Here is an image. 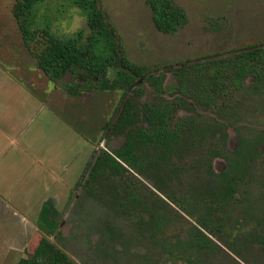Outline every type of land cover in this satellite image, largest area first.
Instances as JSON below:
<instances>
[{
  "label": "rangeland",
  "instance_id": "rangeland-1",
  "mask_svg": "<svg viewBox=\"0 0 264 264\" xmlns=\"http://www.w3.org/2000/svg\"><path fill=\"white\" fill-rule=\"evenodd\" d=\"M98 1L126 56L137 65L163 69L187 59L264 42V0H174L187 18L174 34L155 28L146 0ZM13 4L14 0H0V105L7 106L9 115L6 138H0V149L4 150L0 156V264H13L33 251L42 235L38 216L46 200H52L60 213V235L49 240L76 264H183L176 256L177 246L190 243L193 227L204 232L194 218L200 211L194 210L192 217L165 194L180 196L188 175L193 174L170 179L163 176L155 181L134 174L144 184L140 186L143 196L150 189L167 204L157 210L147 205L140 218L118 208L114 201L116 183L105 180L102 192L95 194L93 183L84 186L85 169L92 157L101 152L113 154L123 144L122 135L103 130L122 92L72 96L67 91L73 80L69 76L51 81L37 67L35 53L41 43L28 49L22 41ZM59 5H63L62 0H46L40 10L52 18L53 35L64 39L78 30L89 33L79 10ZM174 83L167 74L165 86ZM143 87L139 102L153 95L150 87ZM167 97L171 98L168 93ZM232 100L237 103L238 119L233 122L238 132L254 136L256 130H264L263 97L244 89ZM178 115L191 112L179 109ZM236 132L228 130L230 149L237 144ZM179 156L183 165L200 157L197 150H182ZM212 164L217 172L225 168L222 159ZM244 184L243 201H256L264 209V155L252 162ZM244 202L225 214L226 230L238 232L239 240L232 241L224 234H219V240L211 237L220 248L218 254L200 264H264V252L255 247L238 246L236 254L222 244L252 243L248 235L257 214L248 212ZM158 221L161 226L154 227Z\"/></svg>",
  "mask_w": 264,
  "mask_h": 264
},
{
  "label": "trees",
  "instance_id": "trees-1",
  "mask_svg": "<svg viewBox=\"0 0 264 264\" xmlns=\"http://www.w3.org/2000/svg\"><path fill=\"white\" fill-rule=\"evenodd\" d=\"M62 1L59 7L79 10L87 22L88 34L78 30L64 39L53 35L52 18L40 14L46 0H14L13 16L28 49L41 43L35 58L45 76L51 81L65 76L73 79L67 88L70 95L122 92L103 130L105 134L110 131L111 135H122L123 144L113 154L101 152L92 157L83 185L93 183L95 194L102 192L105 180L107 184L116 183L114 201L118 208L140 218L147 205L157 210L167 204L153 192L143 196L134 174L155 181L191 172L193 176L188 175L180 196L166 193L165 197L192 217L194 210L200 211L194 218L204 232L193 227L190 243L177 246L176 256L183 264L208 262L220 249L213 241L219 240V234L239 240L238 232L226 230L225 214L244 202L241 189L251 166L248 158L255 160L261 153L259 146L264 144V130H256L258 133L251 137L238 132L240 129L233 122L238 119L237 103L232 102L233 95L244 89L264 98V42L187 59L163 69L151 68L128 59L98 0ZM146 4L161 33L174 34L187 22L184 9L174 0H146ZM167 74L175 80L170 87L165 86ZM145 85L152 89V98L139 102ZM179 109L191 115L179 116ZM230 128L238 135L237 157H226V167L216 172L212 161L227 151ZM182 150H197L200 157L183 165L179 156ZM244 203L248 212L257 214L248 235L252 243L222 244L236 254V248L242 245L264 252V209L256 201ZM59 218L52 200L43 202L38 216L42 235L33 251L13 264H76L49 240L60 235ZM156 226H161L159 221Z\"/></svg>",
  "mask_w": 264,
  "mask_h": 264
},
{
  "label": "flooded vegetation",
  "instance_id": "flooded-vegetation-1",
  "mask_svg": "<svg viewBox=\"0 0 264 264\" xmlns=\"http://www.w3.org/2000/svg\"><path fill=\"white\" fill-rule=\"evenodd\" d=\"M248 136L251 137L252 135H248ZM236 138H237V144H236L235 148H234V149H230V148L228 147V143H227V141H228V137H227V140H226V149H227V151L222 152V153H221V156H217V157L213 158V160H215V159H222L223 161H225V167H226V160H225L226 157H229V156H230V158H235V157H237V155L235 154V150H237V147H238V136H237ZM220 151H222V150H220ZM259 151L261 152L259 156L264 155V144H262V145L259 146ZM199 156H200V153H199ZM259 156H257V157L255 158V160L259 159ZM255 160H254V159L252 160L251 157L248 158V161L250 162L251 165H252V162H254ZM192 161H195V160H192ZM192 161H191V162H192ZM191 162H189V164H190ZM212 163H213V161H212ZM212 165H213V164H212ZM221 171H222V170H221ZM221 171H219V172H221ZM216 172H217V171H216ZM135 177H136V176H135ZM136 178H137V177H136ZM137 179H138V181H139V183H140L141 186L144 185L143 182H142L139 178H137ZM149 192H153V191H151V190L149 189ZM149 192H148V193H149ZM153 193L156 195L155 192H153ZM156 196H157V195H156ZM158 197H159V196H158ZM171 203H172V202H171Z\"/></svg>",
  "mask_w": 264,
  "mask_h": 264
},
{
  "label": "crops",
  "instance_id": "crops-1",
  "mask_svg": "<svg viewBox=\"0 0 264 264\" xmlns=\"http://www.w3.org/2000/svg\"><path fill=\"white\" fill-rule=\"evenodd\" d=\"M22 82L24 83V80H22ZM18 83L23 84L20 82V80L18 79ZM23 108V106H22ZM8 112H7V106L4 107L3 104L0 105V138H6V134L8 131ZM8 127V128H7ZM1 143V140H0ZM4 152V150L0 149V156L2 155V153Z\"/></svg>",
  "mask_w": 264,
  "mask_h": 264
}]
</instances>
